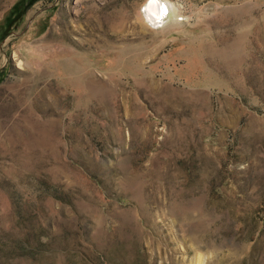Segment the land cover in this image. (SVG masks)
Segmentation results:
<instances>
[{
  "label": "rangeland",
  "instance_id": "1",
  "mask_svg": "<svg viewBox=\"0 0 264 264\" xmlns=\"http://www.w3.org/2000/svg\"><path fill=\"white\" fill-rule=\"evenodd\" d=\"M0 0V264H264V0Z\"/></svg>",
  "mask_w": 264,
  "mask_h": 264
},
{
  "label": "bare ground",
  "instance_id": "2",
  "mask_svg": "<svg viewBox=\"0 0 264 264\" xmlns=\"http://www.w3.org/2000/svg\"><path fill=\"white\" fill-rule=\"evenodd\" d=\"M163 3L152 0L149 4L145 6V18L152 22L159 21L161 17L165 14L166 6L161 5ZM198 264H200V257L197 258Z\"/></svg>",
  "mask_w": 264,
  "mask_h": 264
}]
</instances>
